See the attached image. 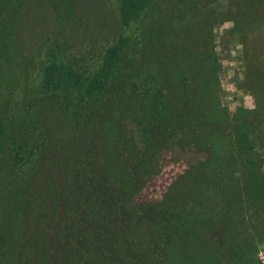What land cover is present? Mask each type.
<instances>
[{"label":"trees","instance_id":"16d2710c","mask_svg":"<svg viewBox=\"0 0 264 264\" xmlns=\"http://www.w3.org/2000/svg\"><path fill=\"white\" fill-rule=\"evenodd\" d=\"M29 1L0 0V264H125L133 257L122 252L140 248L143 234L146 264H252L248 228L243 223L238 233L233 222L248 199L264 202V179L251 158V134L264 142V108L239 107L228 115L214 28L231 20L242 40L248 34L244 87L259 103L264 0H119L124 24L137 18L144 24L137 42L120 36L86 76L52 53L35 83L23 76L18 100L14 7ZM56 115L75 139L87 141L89 124L101 122L104 135L97 151L70 147L73 159L84 157L80 177L69 169L60 186L50 168L42 182L36 179L42 200L33 205L30 180L49 155ZM119 116L135 123L138 144L120 130ZM104 139L126 150L132 163L119 160L112 147L104 149L101 165ZM177 150L187 153L162 163ZM61 162L57 156L52 166ZM169 168L175 170L168 181L151 189L156 200L144 219L132 199ZM101 228L107 241L98 237Z\"/></svg>","mask_w":264,"mask_h":264},{"label":"rangeland","instance_id":"374dc122","mask_svg":"<svg viewBox=\"0 0 264 264\" xmlns=\"http://www.w3.org/2000/svg\"><path fill=\"white\" fill-rule=\"evenodd\" d=\"M16 7L18 15L15 21L17 27L14 45L16 46V68L20 81V86L16 90L18 100L23 95V76H26L29 85L35 83L40 77L39 72L44 61L52 53H55L58 62L71 64L86 76V73H92L99 68L105 51L116 43L120 36L129 37L137 42L144 27L140 18L134 19L128 24L122 22L119 0H30L24 4V8L21 9V4L15 6L14 9ZM261 35L262 33L255 35L253 41L257 42ZM245 49L248 50V34L245 36V40H242L238 36V30L233 21L227 20L215 26L214 51L221 67L219 73L220 99L231 117L239 107L254 109L259 105L261 109L264 108V96L259 98L258 103V98L248 92V87H244V82L248 79V72L244 63ZM262 112L264 113V109ZM96 114L94 113L92 117H95ZM102 115L104 118V114ZM98 117L101 118V115L99 114ZM54 119L55 117L50 122L54 138H52L47 151L49 155L46 156V162L41 165L36 176L30 180L33 205H37L39 200H42L37 180L42 182L41 179L46 177L44 173L49 172L50 174V168L53 169L51 171L53 180L60 186H62L63 179L69 169L73 171L76 177L81 176V170H78V167L82 165L84 157L78 160L73 159L69 152L70 147L77 146L83 151L86 144L88 146L95 145L97 151L96 141L100 142L104 135L101 131V122L98 128L89 124L87 141L86 137L75 139L72 129H64L62 121H56L60 120L57 115ZM117 120L120 130L125 133L127 139L133 138L138 144L140 135L135 123L130 118L123 116H119ZM251 137H256V141L253 142L251 158L255 160V168L259 177L264 179V142L258 139L255 132L251 134ZM115 144L108 143L104 139L98 154L100 164L102 165L106 159L104 149H111L112 147L115 148L119 160L132 163L128 152L120 150ZM178 153L187 152L177 150L169 153L170 155L164 156V159L161 160L162 163L169 160L171 156L180 159L182 156H179ZM57 156L61 158L62 162L53 167V160H56ZM174 170L175 168H169L165 172L160 170L159 176L153 175L150 178L148 188L143 189L132 199V203L138 208L137 211L144 219H150L151 213L147 209L156 200L151 189L166 183L167 178H170ZM167 172L169 176H165ZM116 188L121 192L119 187L116 186ZM107 193L110 197L111 193ZM256 199L257 197H252L251 200L248 199V204H243V208L236 209L237 214L234 216L233 225L238 233L242 230L241 224L244 223L248 228V261H252V264H264V202H257ZM38 213V210H33L34 217ZM33 221L36 223L34 218ZM117 235L120 236L119 240H121L122 235ZM143 236L146 239H140L142 243L140 248L133 249L128 245L122 252L133 257L132 261L125 264L147 263L149 238L146 234ZM98 237L102 241L109 239L103 228H101ZM110 237L118 239V237ZM111 252L116 254L117 250Z\"/></svg>","mask_w":264,"mask_h":264}]
</instances>
